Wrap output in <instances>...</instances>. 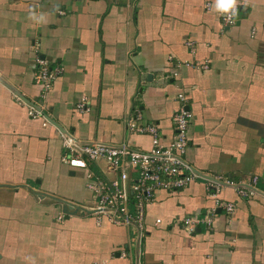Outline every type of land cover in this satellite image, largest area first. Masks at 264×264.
Here are the masks:
<instances>
[{
	"label": "crops",
	"instance_id": "obj_1",
	"mask_svg": "<svg viewBox=\"0 0 264 264\" xmlns=\"http://www.w3.org/2000/svg\"><path fill=\"white\" fill-rule=\"evenodd\" d=\"M215 2L0 0V264H264V195L211 184L256 177L264 190V0H234L228 27ZM38 60L57 72L47 92ZM179 94L193 181L155 191L141 236L65 215L93 197L86 171L61 161L62 134L119 145L138 111L168 141ZM130 139L150 148L148 135ZM215 198L234 211L209 215ZM193 215L212 223L183 231Z\"/></svg>",
	"mask_w": 264,
	"mask_h": 264
},
{
	"label": "built area",
	"instance_id": "obj_2",
	"mask_svg": "<svg viewBox=\"0 0 264 264\" xmlns=\"http://www.w3.org/2000/svg\"><path fill=\"white\" fill-rule=\"evenodd\" d=\"M235 7V15L220 13L227 27L236 24L239 9L237 5ZM202 66L207 68L206 65ZM35 71L36 83L44 92L49 91L57 72L48 69L46 63L39 60ZM178 99L181 103L172 116L173 133L168 141L162 139L155 124L144 122L138 111L126 120L129 138L119 145L85 143L70 132L62 134L61 161L71 168L86 171V186L93 197V202L80 206V211L93 212L92 215L98 221L104 218L112 225H132L141 236L144 231L145 205L151 202L155 191L177 192L193 181L194 174L183 161L188 147L187 133L191 114L185 108L186 98L183 94H179ZM81 107L79 106L80 109ZM29 116L40 117V112L31 111ZM135 135H148L150 148L143 150L132 145L130 137ZM91 166L99 169V173L91 171ZM220 181L235 187L239 195L244 197H251L257 192L264 195V190L256 187V177L240 185L218 179L211 184L218 187L221 185ZM216 208L231 214L235 207L233 203H225L215 198L209 215L213 217ZM200 223L211 225V217H186L182 226L186 231L193 232Z\"/></svg>",
	"mask_w": 264,
	"mask_h": 264
},
{
	"label": "clouds",
	"instance_id": "obj_3",
	"mask_svg": "<svg viewBox=\"0 0 264 264\" xmlns=\"http://www.w3.org/2000/svg\"><path fill=\"white\" fill-rule=\"evenodd\" d=\"M215 9L225 14H236V7L234 0H216Z\"/></svg>",
	"mask_w": 264,
	"mask_h": 264
},
{
	"label": "water",
	"instance_id": "obj_4",
	"mask_svg": "<svg viewBox=\"0 0 264 264\" xmlns=\"http://www.w3.org/2000/svg\"><path fill=\"white\" fill-rule=\"evenodd\" d=\"M60 203L64 204L63 202H60ZM62 211H63V213H65L67 215H76V214H78L79 208L72 209L71 207H68L67 205H63ZM79 214L82 216L83 215H92L93 212H86V213L80 212Z\"/></svg>",
	"mask_w": 264,
	"mask_h": 264
},
{
	"label": "rangeland",
	"instance_id": "obj_5",
	"mask_svg": "<svg viewBox=\"0 0 264 264\" xmlns=\"http://www.w3.org/2000/svg\"><path fill=\"white\" fill-rule=\"evenodd\" d=\"M137 114V112H134L133 113V115H136ZM140 115H141V113H140ZM86 188H87V186H86ZM90 191V190H89ZM59 205V204H58ZM68 206V205H67ZM59 207H61L60 205H59ZM69 207V206H68ZM71 208L72 209H76V208H80V207H76V206H71ZM86 211H87V209H86ZM80 212H82V211H80V209H79V211H78V213H80ZM65 214V213H64ZM66 215V214H65ZM194 216V215H193ZM181 226V229H183V231H185L186 229L185 228H183V226L182 225H180Z\"/></svg>",
	"mask_w": 264,
	"mask_h": 264
},
{
	"label": "trees",
	"instance_id": "obj_6",
	"mask_svg": "<svg viewBox=\"0 0 264 264\" xmlns=\"http://www.w3.org/2000/svg\"><path fill=\"white\" fill-rule=\"evenodd\" d=\"M94 168V167H93ZM95 169H93V171H94ZM96 171V170H95ZM259 189H261V188H259ZM261 190H263V188L261 189Z\"/></svg>",
	"mask_w": 264,
	"mask_h": 264
}]
</instances>
